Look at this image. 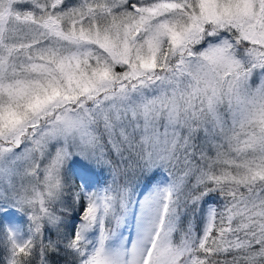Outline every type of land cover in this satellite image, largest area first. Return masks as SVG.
I'll use <instances>...</instances> for the list:
<instances>
[{"label": "snow or ice", "instance_id": "1", "mask_svg": "<svg viewBox=\"0 0 264 264\" xmlns=\"http://www.w3.org/2000/svg\"><path fill=\"white\" fill-rule=\"evenodd\" d=\"M0 264H264V0H0Z\"/></svg>", "mask_w": 264, "mask_h": 264}]
</instances>
